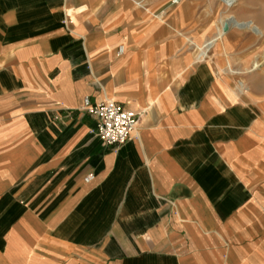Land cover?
<instances>
[{
    "label": "crops",
    "instance_id": "0c3cea01",
    "mask_svg": "<svg viewBox=\"0 0 264 264\" xmlns=\"http://www.w3.org/2000/svg\"><path fill=\"white\" fill-rule=\"evenodd\" d=\"M157 18L0 0V264H264V75L197 60L186 8ZM85 96L139 114L124 143Z\"/></svg>",
    "mask_w": 264,
    "mask_h": 264
},
{
    "label": "rangeland",
    "instance_id": "374dc122",
    "mask_svg": "<svg viewBox=\"0 0 264 264\" xmlns=\"http://www.w3.org/2000/svg\"><path fill=\"white\" fill-rule=\"evenodd\" d=\"M184 8L188 10L193 32H203L207 36L205 39L215 35L221 20L226 16L251 21L261 28L259 33H255L249 28L228 27L215 40L204 59L226 69L227 74L237 81H243L250 74L264 75V0H235L230 6H225L220 0H181L178 3L173 0H157V16L161 17L157 20L170 30L175 19H180ZM179 32L189 34L190 30L185 27ZM204 40L192 39V42L200 44ZM184 48L195 57L197 50L191 40L185 41Z\"/></svg>",
    "mask_w": 264,
    "mask_h": 264
},
{
    "label": "built area",
    "instance_id": "2783aa9c",
    "mask_svg": "<svg viewBox=\"0 0 264 264\" xmlns=\"http://www.w3.org/2000/svg\"><path fill=\"white\" fill-rule=\"evenodd\" d=\"M123 52V46L117 48V53ZM81 109L96 119L95 135L104 143L119 145L124 143L130 133L135 129L139 114L128 110L113 102L104 99L91 103L87 96L82 100ZM91 174L85 176L84 180L89 181Z\"/></svg>",
    "mask_w": 264,
    "mask_h": 264
},
{
    "label": "bare ground",
    "instance_id": "6f19581e",
    "mask_svg": "<svg viewBox=\"0 0 264 264\" xmlns=\"http://www.w3.org/2000/svg\"><path fill=\"white\" fill-rule=\"evenodd\" d=\"M173 1H175V3H178L181 0H173ZM220 1H222L225 4V6H230V5L233 4V2L235 0H220ZM231 26H234V27H237V28H249L252 31H254L255 33H259L261 31V28H259L258 26L254 25V23H252L251 21H240V20L236 19L234 16H226V17H224L221 20V24H220L219 27H217L214 36H212V37H210L208 39H205L200 44H196L194 42H191L193 47H195L196 50H197V52L195 54V58L197 60H199V59H202L205 56H207V54L210 51V49H211L213 43L215 42V40L217 38H219L221 35H223L225 33L226 29L228 27H231ZM253 66H255V64ZM254 86H256V85H254ZM236 89H235V91H236Z\"/></svg>",
    "mask_w": 264,
    "mask_h": 264
}]
</instances>
